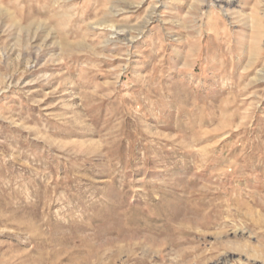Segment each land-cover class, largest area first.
<instances>
[{"label": "rangeland", "instance_id": "374dc122", "mask_svg": "<svg viewBox=\"0 0 264 264\" xmlns=\"http://www.w3.org/2000/svg\"><path fill=\"white\" fill-rule=\"evenodd\" d=\"M0 264H264V0H0Z\"/></svg>", "mask_w": 264, "mask_h": 264}]
</instances>
